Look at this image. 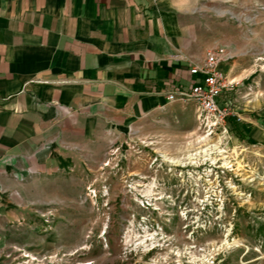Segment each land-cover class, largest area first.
<instances>
[{
  "label": "rangeland",
  "instance_id": "obj_1",
  "mask_svg": "<svg viewBox=\"0 0 264 264\" xmlns=\"http://www.w3.org/2000/svg\"><path fill=\"white\" fill-rule=\"evenodd\" d=\"M214 5L239 49L226 129L208 135L189 101L27 181L24 228L6 236L17 262L264 264V0Z\"/></svg>",
  "mask_w": 264,
  "mask_h": 264
},
{
  "label": "crops",
  "instance_id": "obj_2",
  "mask_svg": "<svg viewBox=\"0 0 264 264\" xmlns=\"http://www.w3.org/2000/svg\"><path fill=\"white\" fill-rule=\"evenodd\" d=\"M215 1L0 0V264H26L6 236L24 228L27 181L183 104L167 95L200 80L190 69L207 51L239 54L223 44ZM233 62L220 65L228 80Z\"/></svg>",
  "mask_w": 264,
  "mask_h": 264
},
{
  "label": "built area",
  "instance_id": "obj_3",
  "mask_svg": "<svg viewBox=\"0 0 264 264\" xmlns=\"http://www.w3.org/2000/svg\"><path fill=\"white\" fill-rule=\"evenodd\" d=\"M234 57L232 49L224 45L207 51L204 62L190 69L191 74L201 76L200 80L187 90L167 95L169 102H194L198 108V119L207 126L208 135L218 129H226L230 113L228 104L221 98L233 82L227 79L220 65Z\"/></svg>",
  "mask_w": 264,
  "mask_h": 264
},
{
  "label": "bare ground",
  "instance_id": "obj_4",
  "mask_svg": "<svg viewBox=\"0 0 264 264\" xmlns=\"http://www.w3.org/2000/svg\"><path fill=\"white\" fill-rule=\"evenodd\" d=\"M203 153H206V151H204Z\"/></svg>",
  "mask_w": 264,
  "mask_h": 264
}]
</instances>
